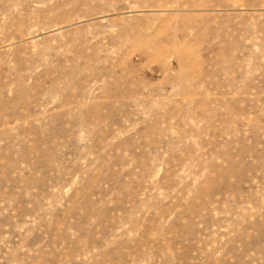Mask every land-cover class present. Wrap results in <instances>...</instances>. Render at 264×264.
<instances>
[{
  "label": "rangeland",
  "instance_id": "obj_1",
  "mask_svg": "<svg viewBox=\"0 0 264 264\" xmlns=\"http://www.w3.org/2000/svg\"><path fill=\"white\" fill-rule=\"evenodd\" d=\"M29 28L0 264H264V0H0V42Z\"/></svg>",
  "mask_w": 264,
  "mask_h": 264
},
{
  "label": "bare ground",
  "instance_id": "obj_2",
  "mask_svg": "<svg viewBox=\"0 0 264 264\" xmlns=\"http://www.w3.org/2000/svg\"><path fill=\"white\" fill-rule=\"evenodd\" d=\"M55 29V28H54ZM57 30L60 29V26L59 28H56ZM29 31H27L25 34H20L19 36L17 37H12L10 39H6V40H3L0 42V49H3V48H6V49H11L15 43L17 42H21L22 40H24V38L27 39H31V37H36L37 35L39 34H42V30H37V29H34V28H29L27 29ZM44 31V30H43ZM20 33V32H19ZM60 33V32H59ZM28 36V38H27ZM24 40V41H26ZM19 45V44H16V46ZM13 49V48H12ZM35 53V52H34Z\"/></svg>",
  "mask_w": 264,
  "mask_h": 264
}]
</instances>
